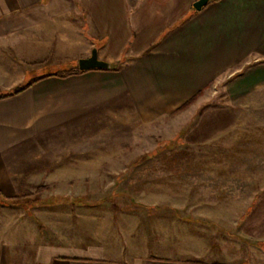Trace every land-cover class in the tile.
I'll list each match as a JSON object with an SVG mask.
<instances>
[{"label": "crops", "instance_id": "obj_1", "mask_svg": "<svg viewBox=\"0 0 264 264\" xmlns=\"http://www.w3.org/2000/svg\"><path fill=\"white\" fill-rule=\"evenodd\" d=\"M195 1L0 0V93L29 83L0 98V191L12 197L58 175L59 141L122 119L154 120L212 88L245 124L246 113L264 112V0H211L201 10ZM94 48L110 67L80 70ZM79 165L82 174L107 173L106 164ZM149 206L136 221L108 224L114 239L3 244L0 264H234L241 256L227 234L233 224L219 225L223 212L189 218L174 204ZM251 254L264 264V247Z\"/></svg>", "mask_w": 264, "mask_h": 264}, {"label": "rangeland", "instance_id": "obj_2", "mask_svg": "<svg viewBox=\"0 0 264 264\" xmlns=\"http://www.w3.org/2000/svg\"><path fill=\"white\" fill-rule=\"evenodd\" d=\"M212 93L148 122L122 119L59 141L58 175H41L35 190L10 197L16 200L0 191V250L3 244L33 250L39 241H64L68 234L114 239L108 224L136 221L149 205L177 209L174 204L189 218L201 209L223 212L226 223L219 225L233 224L227 234L241 255L234 264H257L251 253L264 247L258 239L264 238V112L246 113L245 124L242 111L227 109L224 95ZM210 107L220 110L207 113ZM82 161L90 171L106 164L99 170L107 173L82 174ZM23 214L26 223L18 221Z\"/></svg>", "mask_w": 264, "mask_h": 264}, {"label": "water", "instance_id": "obj_3", "mask_svg": "<svg viewBox=\"0 0 264 264\" xmlns=\"http://www.w3.org/2000/svg\"><path fill=\"white\" fill-rule=\"evenodd\" d=\"M211 0H196L193 3V7L196 10H201L206 6ZM110 64L104 60L99 59L97 48H94L92 54L87 58H82L79 60V69L88 70V69H106L109 68Z\"/></svg>", "mask_w": 264, "mask_h": 264}, {"label": "trees", "instance_id": "obj_4", "mask_svg": "<svg viewBox=\"0 0 264 264\" xmlns=\"http://www.w3.org/2000/svg\"><path fill=\"white\" fill-rule=\"evenodd\" d=\"M28 86H29V83H26V84H24L23 86H20V87L15 88V89L12 90V91H9V92H2V93H0V98H5V97H8V96H11V95H13V94H15V93H18V92L24 90V89L27 88ZM197 97H198V95L195 96V97H193L191 100H189V101H188L187 103H185L183 106H181L179 109H181V108L185 107L186 105L190 104V103L193 102ZM177 110H178V109H177ZM24 194H26V193H24ZM26 195H28V194H26ZM16 199H18V198H14V197H13V198H10V197H9L8 201H9V200H16Z\"/></svg>", "mask_w": 264, "mask_h": 264}]
</instances>
